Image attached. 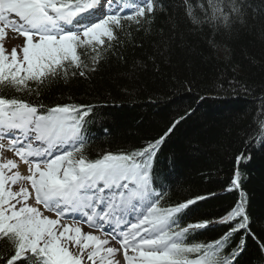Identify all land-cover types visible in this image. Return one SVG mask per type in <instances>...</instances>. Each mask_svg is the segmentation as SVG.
Segmentation results:
<instances>
[{
    "label": "snow or ice",
    "instance_id": "obj_1",
    "mask_svg": "<svg viewBox=\"0 0 264 264\" xmlns=\"http://www.w3.org/2000/svg\"><path fill=\"white\" fill-rule=\"evenodd\" d=\"M124 7L130 12L120 15L105 12L103 0H0V86L31 94L35 84L39 95L45 82L95 71L106 42L111 46L115 30L123 28L122 20L140 24L156 4L134 0ZM243 8L238 0L223 5L208 0L203 19L191 6L187 15L193 24L207 20L230 27L231 14L242 18ZM9 32L24 40L10 52L4 45ZM92 111L91 105L75 104L45 109L0 94V241L9 249L7 256L0 255V264H121L117 254H122L123 264H234L244 250L243 238L230 254L224 250L236 233L248 230L243 192L218 220L185 226L184 217L207 196L161 206L163 193L155 186L153 162L185 117L141 149L106 152L91 160L84 155V133ZM260 127L264 129V121ZM6 137H11L7 144ZM4 151L18 160L5 158ZM245 158L243 153L237 156V164ZM20 163L27 166V174L19 170ZM239 187L237 170L227 190ZM70 212L81 219L64 223ZM217 223L229 225V230L214 241H195L197 233ZM82 225L95 231L85 232Z\"/></svg>",
    "mask_w": 264,
    "mask_h": 264
},
{
    "label": "trees",
    "instance_id": "obj_2",
    "mask_svg": "<svg viewBox=\"0 0 264 264\" xmlns=\"http://www.w3.org/2000/svg\"><path fill=\"white\" fill-rule=\"evenodd\" d=\"M158 2L161 8L140 24L122 21L123 28L116 29L117 39L103 48L95 71L45 82L39 95L35 84L31 94L3 86L0 94L46 108L97 106L94 116L86 120L99 126L102 138L84 148L89 159L106 152L138 150L185 117L163 145L160 164L153 162L163 193L161 206L207 196L184 217L181 226H185L218 220L243 192L248 230L236 233L224 254H230L243 238L244 250L234 264H264V129L260 127L264 121V0H238L244 15L237 18L232 13L230 27L207 20L192 23L188 7L203 19L208 0ZM82 59L90 64L88 56ZM242 153L249 157L239 164L240 187L231 194L216 192L228 184ZM171 158L178 169L171 167L176 182L170 190L162 181L167 178L163 162ZM228 230L229 225L217 223L194 239L214 241ZM8 252L0 241V255Z\"/></svg>",
    "mask_w": 264,
    "mask_h": 264
},
{
    "label": "bare ground",
    "instance_id": "obj_3",
    "mask_svg": "<svg viewBox=\"0 0 264 264\" xmlns=\"http://www.w3.org/2000/svg\"><path fill=\"white\" fill-rule=\"evenodd\" d=\"M224 1V0H223ZM222 1V2H223ZM155 4H156V7H155V11L154 12H156L157 10H159L160 8H161V3H159L158 2V0H155ZM153 12V13H154ZM151 15V14H150ZM149 15V16H150ZM148 16V17H149ZM149 19V18H148ZM122 21H124V20H122ZM108 47V45H107V42H106V45L104 46V48H107ZM103 56V55H102ZM102 56H101V58H102ZM210 96V95H209ZM224 98H226V97H224ZM222 99V98H221ZM95 107H97V106H93V111H92V113L90 114V115H92V116H94V114H95ZM220 111H222L221 109H220ZM223 111H226V110H223ZM91 127L89 128V132H88V134H89V138H90V143L93 141V142H97L98 140H100L101 138H102V134H100L98 131L100 130L99 129V126L97 127L96 126V124L95 123H92V121H91ZM169 128V127H168ZM168 128H166L164 131H162V133L161 134H159L158 135V137H156L155 138V140L156 139H158L160 136H162L167 130H168ZM260 130V129H259ZM259 132V131H258ZM170 136V135H169ZM168 136V137H169ZM167 137V138H168ZM167 138H166V140H167ZM166 140H165V142L163 143V145L164 144H166L167 142H166ZM154 141V140H153ZM148 144V142L146 141L145 143H143L141 146H139V147H136L137 149H141V148H143V147H145L146 145ZM163 145L160 147V149H159V151H158V153H157V155H156V158H155V163L157 164L158 163V165L160 164V162L158 161V159H159V156H160V153H161V150H162V147H163ZM103 155V154H102ZM246 158L247 157H249V154H247V156H245ZM245 158V159H246ZM245 159H243L242 161H244ZM248 159V158H247ZM164 171H165V173H166V177L167 178H164V180L162 181V185L163 186H167V188L168 189H170L171 190V188L173 187V185H174V183L176 182V180L174 179V172H175V170H173L171 167H175V168H177L178 169V167L176 166V163H175V160L173 159V158H171L170 160L168 159V160H164ZM233 168L235 169L234 171H233V174H232V176L229 178V180L227 181V183L228 184H226V185H222V188H220L219 190H217L216 192H218V191H220L219 193L220 194H231L232 193V191H233V189L231 190V191H228L227 189L231 186V184H229V183H231L232 182V180H233V178H234V174H235V172L238 170L239 172H241L242 170V168H240L239 167V165H237V161L235 162V165H233ZM19 170L21 171V173L22 174H27L26 173V170H27V166L26 165H24L23 163H20L19 164ZM221 179V178H220ZM219 179V180H220ZM166 180H168L167 181V183H165L166 182ZM215 192V193H216ZM241 199V197L238 199V200H235V202H234V204H236L239 200ZM233 204V206H235ZM233 206H231V208L233 207ZM111 245H112V243H111ZM113 246V245H112Z\"/></svg>",
    "mask_w": 264,
    "mask_h": 264
},
{
    "label": "rangeland",
    "instance_id": "obj_4",
    "mask_svg": "<svg viewBox=\"0 0 264 264\" xmlns=\"http://www.w3.org/2000/svg\"><path fill=\"white\" fill-rule=\"evenodd\" d=\"M8 36H9L10 38H6V39H5V41H4V45H5V48H6L9 52L11 51V49H12L14 46L22 45L23 42H24L23 37H18V36H16V34H14V33L9 32V33H8ZM18 51H19V50H18ZM255 135H257V133H256ZM4 143H5V142H4ZM5 144H6V143H5ZM3 156H4L5 158H12V159H17V160H18V158L15 157V156L13 155V153L10 152V151H4V152H3ZM14 190H16V189H14ZM49 213H50V212H49ZM49 213H46V214L49 215ZM49 216H52V215H49ZM52 217L55 218L54 216H52ZM89 264H90V262H89Z\"/></svg>",
    "mask_w": 264,
    "mask_h": 264
}]
</instances>
